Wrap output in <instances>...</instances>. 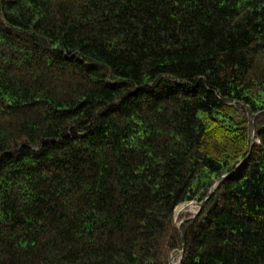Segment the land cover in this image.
Masks as SVG:
<instances>
[{
  "label": "trees",
  "instance_id": "16d2710c",
  "mask_svg": "<svg viewBox=\"0 0 264 264\" xmlns=\"http://www.w3.org/2000/svg\"><path fill=\"white\" fill-rule=\"evenodd\" d=\"M182 250L264 264V0H0V264Z\"/></svg>",
  "mask_w": 264,
  "mask_h": 264
},
{
  "label": "rangeland",
  "instance_id": "374dc122",
  "mask_svg": "<svg viewBox=\"0 0 264 264\" xmlns=\"http://www.w3.org/2000/svg\"><path fill=\"white\" fill-rule=\"evenodd\" d=\"M184 206L185 207L182 208V209H179V212L177 213L178 215H177L176 224H178L179 222L183 221V220H180L182 216H186V215H190L191 216V214H193L198 208V205L195 204V203H188V204H186ZM174 261H175L174 262L175 264L178 263L177 259H175Z\"/></svg>",
  "mask_w": 264,
  "mask_h": 264
},
{
  "label": "water",
  "instance_id": "95a60500",
  "mask_svg": "<svg viewBox=\"0 0 264 264\" xmlns=\"http://www.w3.org/2000/svg\"><path fill=\"white\" fill-rule=\"evenodd\" d=\"M242 164H243V162L237 167V169H239L240 166H241ZM233 174H234V173H233ZM233 174H231V175H227V176H225V177H223V178H229V177L232 176ZM212 191H213V188L211 189L210 194H211ZM210 194H209V195H210ZM206 199H207V198H206ZM206 199H205L202 203L198 204V209H197V211H196L195 213L191 214V217H190L188 220H190V219H194V218L199 214V212L201 211L202 207L204 206V203H205ZM177 213H178V211L176 210V212H175V220H176V221H177V215H178ZM182 224H183V221L178 223V229H179V230H180ZM183 253H184V251L182 250V251H181L182 256H183ZM174 259H175V256L172 257V259H171V263H170V264H173L172 261H174Z\"/></svg>",
  "mask_w": 264,
  "mask_h": 264
},
{
  "label": "bare ground",
  "instance_id": "6f19581e",
  "mask_svg": "<svg viewBox=\"0 0 264 264\" xmlns=\"http://www.w3.org/2000/svg\"><path fill=\"white\" fill-rule=\"evenodd\" d=\"M185 206L181 207L180 209L184 208ZM179 212V209L177 210Z\"/></svg>",
  "mask_w": 264,
  "mask_h": 264
}]
</instances>
